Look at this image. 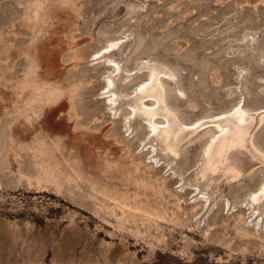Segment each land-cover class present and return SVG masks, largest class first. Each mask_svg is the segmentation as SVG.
<instances>
[{
	"label": "rangeland",
	"instance_id": "374dc122",
	"mask_svg": "<svg viewBox=\"0 0 264 264\" xmlns=\"http://www.w3.org/2000/svg\"><path fill=\"white\" fill-rule=\"evenodd\" d=\"M263 182L264 0H0V264H264Z\"/></svg>",
	"mask_w": 264,
	"mask_h": 264
},
{
	"label": "bare ground",
	"instance_id": "6f19581e",
	"mask_svg": "<svg viewBox=\"0 0 264 264\" xmlns=\"http://www.w3.org/2000/svg\"><path fill=\"white\" fill-rule=\"evenodd\" d=\"M113 44L114 43H110L108 46H112ZM160 73H161V70L159 71V70H153L152 69V71L149 73L147 79L142 81L141 83H139L137 86V91L144 93V96H154L156 98V101H154L153 104H155L159 100L156 89H157L158 84H159ZM108 85H109V83L107 82L106 87H108ZM162 87H163V85H162ZM28 100H30V99L27 97V95H24V101L28 102ZM240 106L241 105H237L233 108V110H234V116L233 117L225 118V119L218 122L217 130H216L215 134H213L211 136L209 142L207 143L205 150H206V153H208V158H209L208 168L220 167L225 163V160L230 158L227 155V151L223 148V145L221 144L222 140H219L223 137L222 135L225 131H229V133L233 136V138L235 140L240 141V140L246 139V135L249 132L250 125H248V124L243 125V122H245L247 120L248 116L244 111H242L240 109ZM140 107H142V106H140ZM142 112L149 119L150 118L154 119L153 117L157 114L158 111L154 107H147V106L145 107L144 106V108H142ZM160 112H158V113H160ZM131 113H133V110ZM52 114L53 113L51 112V115ZM49 118H50V116L47 117L46 120L42 121V125L44 127H45V125L47 127H50V129H48V131H49L48 134L51 135L53 132L52 129H55L58 126L52 124L51 120L49 121ZM168 118H170V117H168ZM179 124H180V122H179ZM250 124H251V122H250ZM180 125L176 126V125H173V123H172L164 130L163 140L166 143V146L168 149L174 150L175 145H178L175 143V138H176V134L178 133L179 129H182V127H180ZM158 126L159 125L157 123L151 124L150 129H149L150 133H154L157 130ZM18 128H19V123H16L14 126L15 131H17ZM181 136H183V135H181ZM106 143L101 144L98 147L106 149L108 147ZM108 150H110V149L108 148ZM63 155L66 157L65 152L63 153ZM227 162H230V161L227 160ZM235 165H236V163H235ZM239 165H240V163H239ZM262 193H264V182L260 185V187L257 189V191H255V193L253 195V199L258 198Z\"/></svg>",
	"mask_w": 264,
	"mask_h": 264
}]
</instances>
